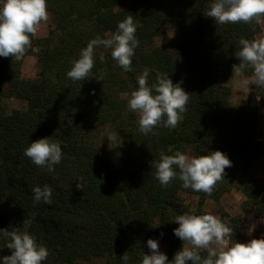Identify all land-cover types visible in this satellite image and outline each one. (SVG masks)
I'll use <instances>...</instances> for the list:
<instances>
[{
    "label": "trees",
    "instance_id": "obj_1",
    "mask_svg": "<svg viewBox=\"0 0 264 264\" xmlns=\"http://www.w3.org/2000/svg\"><path fill=\"white\" fill-rule=\"evenodd\" d=\"M125 2L47 0L56 28L43 39L32 38L21 61L0 57V229L22 227L24 219L35 217L28 231L49 250L43 264H82L98 257L123 264L126 251L128 264H140L143 254L150 253L149 238L168 244L171 261L183 247L173 232L179 226L174 218L209 213L205 200H218L233 189L243 193L244 211L264 219V175L249 176L252 165L264 166L259 119L264 88L254 86L247 104L236 108L230 86L221 81L240 62L235 56L240 37L256 38L261 25H217L204 15L212 0H133L120 9ZM129 15L139 40L133 71L125 72L109 50L99 48L93 73L103 71V81L95 75L83 81L67 78L70 62L88 41L106 38ZM171 28L179 31L177 43L151 45ZM37 45L41 73L26 79L22 64ZM145 68L151 70L149 85L159 71L189 93L187 112L175 129L161 126L145 135L137 114L127 107L125 94L138 87L137 75ZM244 74L250 76L251 70ZM6 96L26 100L27 108L7 111ZM96 126L116 134L112 147L97 143ZM44 137L59 142L63 152L53 172L24 155L32 141ZM214 150L224 152L232 166L210 196L183 188L179 179L163 187L155 178L150 162L161 151L203 155ZM44 185L52 189L51 205L33 201L31 189ZM182 191L199 196L196 209L185 204ZM220 218L229 221L233 241H249L241 216L222 211ZM6 243L0 239V257L11 254Z\"/></svg>",
    "mask_w": 264,
    "mask_h": 264
},
{
    "label": "clouds",
    "instance_id": "obj_2",
    "mask_svg": "<svg viewBox=\"0 0 264 264\" xmlns=\"http://www.w3.org/2000/svg\"><path fill=\"white\" fill-rule=\"evenodd\" d=\"M204 15L211 17L217 25L243 23L264 26V0H212ZM49 18L47 0H0V57L21 61L32 47V38L39 36L41 26ZM135 33L136 25L129 15L119 21L115 32L106 38L97 35L89 40L78 58L70 62L67 78L83 81L95 75L97 80L103 81V71L93 73L99 48L109 50L112 59L125 72L133 71L132 58L139 46ZM238 44L235 56L240 62L232 66L233 75L242 76L250 69L251 75L246 76L242 83L248 88L249 85L264 88V35L251 40L240 37ZM99 59L101 63L105 61L103 51L99 53ZM150 72L145 68L138 74V87L125 94L127 107L137 114L139 131L145 135L161 126L175 129L183 121L190 99L189 93L180 83H173L168 73L156 71L155 82L149 85ZM105 136L110 143L117 138L113 132ZM24 155L48 172H53L54 166L63 158L60 143L48 137L32 141L24 149ZM150 163L161 186L167 187L179 179L183 188L209 196L225 178V169L232 166V161L220 150L203 155L181 151L169 155L161 151L159 159ZM31 191L34 203L52 204V189L48 185L43 188L34 186ZM34 218L24 219L22 227L0 229V239H5L6 247L11 250L10 255L0 257V264H43L47 260L49 250L28 231ZM174 221L179 226L173 232L183 241L182 249L169 261L167 255L160 251L158 241L149 238L147 246L150 253L143 254L140 264H264V237L252 238L246 243L233 241L229 221L211 213H184L177 215ZM251 231L249 229V235ZM121 260L128 264L130 256L127 251Z\"/></svg>",
    "mask_w": 264,
    "mask_h": 264
},
{
    "label": "rangeland",
    "instance_id": "obj_3",
    "mask_svg": "<svg viewBox=\"0 0 264 264\" xmlns=\"http://www.w3.org/2000/svg\"><path fill=\"white\" fill-rule=\"evenodd\" d=\"M133 0H126V2L119 6L120 9L126 8L127 5L132 3ZM49 20L46 24L41 26L40 34L35 37L37 40L47 37L52 29L56 28V24L53 21V17L49 12ZM264 35V26L261 25L260 32L256 37ZM168 38V39H166ZM166 40H171L173 43H177L179 40V31L177 28H171L167 31L165 36H157L151 45H160ZM39 51V46L34 48L32 54L26 56L22 64V77L26 79L36 78L40 75L41 69L38 62L37 53ZM248 76L243 74L242 76L232 75L228 78H224L221 81L230 86L231 96L230 100L236 108L245 106L248 102L249 96L252 93L255 85H249L246 87L242 81ZM132 91V90H131ZM130 91V92H131ZM130 92L128 94H130ZM260 100V97H257ZM3 104L7 108V111L12 112L16 109L24 110L27 108V101L24 99H19L13 96H6L3 98ZM259 119L261 129L264 131V102L260 103ZM108 132H111L109 128L103 126H96L94 129V138L97 143L103 147H112L114 141L110 143L107 136ZM186 154L193 155L191 151H187ZM264 175V166L262 162L255 163L251 166L249 170V176L252 177H262ZM181 195L185 201V204L190 209H196L199 203V196L193 193L182 191ZM244 195L237 189H233L224 193L218 200L208 198L204 202V208L211 214L220 217L222 211H227L233 216H241L243 220V229L248 239L261 238L264 237V219L256 217L253 213L244 211L242 209V202L244 201ZM249 229H252L251 235H249ZM159 249L161 252L168 256V244L166 242H161L159 244ZM82 264H107L108 257H98L92 260H82Z\"/></svg>",
    "mask_w": 264,
    "mask_h": 264
}]
</instances>
